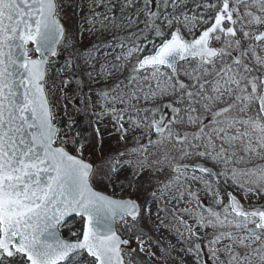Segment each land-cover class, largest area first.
I'll list each match as a JSON object with an SVG mask.
<instances>
[{"label":"snow or ice","instance_id":"1","mask_svg":"<svg viewBox=\"0 0 264 264\" xmlns=\"http://www.w3.org/2000/svg\"><path fill=\"white\" fill-rule=\"evenodd\" d=\"M187 2L143 0L135 18L129 15L116 24L111 17L116 27L134 28L142 12L144 30L161 41L151 42V52L136 59L128 77L137 85L131 95L139 99L137 93H143L145 100L176 96L135 111L151 112L149 126L161 137L156 143H163L166 133L169 141L183 146L182 157L195 154L240 164L244 157L229 150L237 142L244 152L264 157V0H199L192 14L187 8L179 14L168 11ZM135 3L124 0L121 11ZM61 10L62 0H0V264H124L121 245L128 241L117 234L115 223L126 217L135 222L139 204L96 189L98 177L106 175L112 183L118 169L111 159L97 165L84 157L83 144L74 154L56 143L60 129L53 123L45 84L51 58L67 39ZM161 17L163 23H158ZM174 23H182L192 38L180 27L164 30ZM130 35L138 39L135 32ZM143 51L133 40L127 54L117 59L127 63ZM225 95L230 102L213 111L212 105ZM161 107L171 110L170 118ZM208 117L210 124L205 123ZM185 122L196 130L183 135L173 131ZM189 167L214 174L200 163H176L175 179ZM231 172L239 187L244 188L240 175L255 186L244 189L245 198L252 192L264 194V166L232 167ZM206 186L211 189L210 182ZM227 196L223 214L207 207V222L202 214L198 219L201 227L227 229L216 231L209 242L228 241L209 248L213 264H253V256L264 264V205L246 208L232 193ZM215 203H223L219 195ZM73 217L79 218V231H72ZM65 227L72 239L62 236ZM195 248L199 256L200 244ZM219 252L227 254L226 261L219 260Z\"/></svg>","mask_w":264,"mask_h":264},{"label":"rangeland","instance_id":"2","mask_svg":"<svg viewBox=\"0 0 264 264\" xmlns=\"http://www.w3.org/2000/svg\"><path fill=\"white\" fill-rule=\"evenodd\" d=\"M117 0H62L61 17L68 23L69 42L78 47H85L91 41L108 37L112 39L109 43L99 48H86L79 55V69L81 70V80L84 92H80L69 78L71 51L68 43L64 42L59 48V55L65 58L64 62L54 70L50 67L57 59H52L46 80L47 97L51 104L54 117V124L59 125L57 116L59 113L66 120H71L77 109L85 103L91 116V125L96 134V140H77L67 127L60 128L57 144L65 147L79 148L84 145L83 155L86 159L99 165L101 161L111 159L118 171L112 176V183L104 177H98L94 181L96 189L105 192L116 198H131L140 204V213L136 221L129 218L119 223V232L130 234L137 223V228L145 235H122L128 237L136 243L138 249L154 264H213V258L209 252L210 247H222L228 243L227 240L210 244L213 234L216 231H224L226 228L214 229L212 227H201L198 223L199 216L208 219L207 207H212L223 214V205L228 203L227 193L235 195L246 208L256 205H264V194L257 192L248 193L245 198V187L250 185L248 176L237 177L239 183L244 184V188L233 183L232 167L247 169V164L253 158L264 157L252 152H244L237 142L230 147L231 151H236L237 155L243 156L244 161L240 164L229 162L225 164L221 161H214L210 157H199L195 154L188 157L181 156L182 145L169 141L166 138L163 143H156L161 137L153 133L150 127L152 113L143 111L137 112L135 109L154 108L169 101L175 100L176 96L157 97L155 100L143 99V93H137L140 97L131 95L136 84L129 82L131 69L136 59L142 58L151 52L152 43L146 39L140 42L131 36L135 32L140 34V23L134 28L116 27L111 17H115L116 24L123 23L124 18L117 19L109 11L113 3ZM199 0H188L187 3L179 4L175 9L170 6L171 12L179 14L186 8L189 14L198 11L195 4ZM107 4L108 7L103 5ZM252 11L256 12L255 8ZM243 12V8H241ZM257 14H259L257 12ZM136 13L133 16L135 18ZM108 16V20L103 17ZM142 21L141 18H139ZM180 27L182 34L188 39L187 28L181 24H173L167 31ZM188 27H192L191 24ZM256 27V26H253ZM202 28L195 29L198 33ZM133 40L145 51L131 58L127 63L123 57L128 49L133 46ZM123 44V47H121ZM216 46H219L218 44ZM183 63V62H182ZM191 70L190 68L188 69ZM212 77H207L211 79ZM181 79L188 82L181 73ZM67 81V83H65ZM123 101V102H121ZM230 98L225 95L220 101L212 105L215 111L219 107H224ZM180 106V105H177ZM161 112L166 113L170 118V109L161 107ZM122 117V118H120ZM147 117V119L145 118ZM160 117L157 113L156 119ZM210 124V117L205 120ZM137 124L139 126H137ZM123 125V129H121ZM196 125L185 122L183 125L173 128V131L180 132L181 135L187 132L191 134L196 130ZM255 143V137L252 138ZM149 140L153 143H149ZM219 145L220 141H216ZM225 147H229L225 145ZM207 150L201 147L200 151ZM76 151V150H75ZM167 156V159H165ZM130 161L131 163H125ZM142 162V163H141ZM176 163L182 164H204L211 167L218 173L217 180L210 176L202 175L192 170H180V179L176 180L178 174L174 170ZM245 164V166H244ZM107 174L108 166L104 167ZM195 177V178H193ZM206 182L211 183V189L206 186ZM252 185V184H251ZM254 186V185H253ZM255 187V186H254ZM189 191L196 193V196L189 195ZM183 193V195H181ZM219 195L222 204H216V196ZM199 199H198V198ZM77 219L69 221L71 225ZM200 244L199 256L195 246ZM253 244L252 247H256ZM235 247V246H234ZM239 250V249H238ZM129 252L123 255L126 264H129ZM220 261L227 260V254L217 253ZM253 264H259V257L253 256Z\"/></svg>","mask_w":264,"mask_h":264},{"label":"trees","instance_id":"3","mask_svg":"<svg viewBox=\"0 0 264 264\" xmlns=\"http://www.w3.org/2000/svg\"><path fill=\"white\" fill-rule=\"evenodd\" d=\"M124 0H117L116 2H114L112 5V9H111V13L113 15H115L117 17V19H121L122 17H126L129 15H133L134 13H137L138 9H142L143 8V0H136V3L132 6H128V7H124L123 11H121V5L123 4ZM169 12H171L170 7L168 9ZM139 18L142 19V21L145 19V16L143 15V13L141 12L139 15ZM140 23L139 28L141 29L140 34H138V39H136V41L140 42L142 39H146L149 42H155V44H159L161 41L159 38H157L155 36V33L152 31H145L144 28V24ZM62 23L64 24L65 28H66V33H67V39L64 41L66 43H68L69 49L71 51V56L69 58L70 60V71H69V78L72 80V82L74 83L75 87L80 91V92H84V87L82 85V80H81V70L79 69V55L80 53L85 50L86 48L92 47V48H99L102 45L109 43L110 41H112V39L108 38V37H102V38H98L95 39L93 41H91L87 46L85 47H78L75 44H71L69 42V29H68V23L66 22V20L62 19ZM158 23H163V17H161V20L158 21ZM166 32V28L164 29ZM187 38V37H186ZM65 58H63L62 56H58L57 59L55 60L56 62L51 65L50 67L52 68L53 72L55 69H57L63 62H64ZM48 78L50 77V74L47 76ZM58 120H59V125L58 127L60 128H64L67 127V129L69 130V132L73 135H75V138L77 140L81 139L84 141H95L96 140V134L93 131L92 125H91V116L89 114L87 105L85 103H83L76 111L74 117L71 120H66L62 117V114L59 113V116H57ZM67 150H69L70 152L75 154V147H70L67 146L66 147ZM135 227L133 229V232L130 234L127 233H121L123 235H131V236H136V235H145L143 232H141L138 228H137V223H134ZM81 225L79 222V219H77L75 221V223L72 225V231H79ZM118 228L120 230V225L118 224ZM61 233L63 235V237L72 239L73 237H71L68 228H62L61 229ZM125 256V255H124ZM90 259V258H89ZM128 260L130 261L129 264H154L152 263L143 253L140 252V250L138 249V246L136 245V243H134V248L131 252H129V258Z\"/></svg>","mask_w":264,"mask_h":264},{"label":"water","instance_id":"4","mask_svg":"<svg viewBox=\"0 0 264 264\" xmlns=\"http://www.w3.org/2000/svg\"><path fill=\"white\" fill-rule=\"evenodd\" d=\"M174 30H175V28H174ZM60 48V47H59ZM57 57V56H56ZM56 57H52L51 58V60L52 59H55ZM182 63V62H181ZM46 80H47V75H46ZM45 90H46V84H45ZM46 93H47V91H46ZM48 98V97H47ZM49 101V100H48ZM49 104H50V102H49ZM50 106H51V104H50ZM51 111H52V108H51ZM160 118V117H159ZM158 118V119H159ZM53 123H54V119H53ZM57 126V125H56ZM58 127V126H57ZM59 128V127H58ZM153 133L154 134H156L155 133V129L153 128ZM59 145V144H58ZM66 148V147H65ZM67 149V148H66ZM189 165H191V164H189ZM204 165V164H203ZM206 167H209V166H207V165H205ZM209 168H211V167H209ZM212 169V168H211ZM180 170H182V169H180ZM187 170H192V168L191 167H189ZM213 170V169H212ZM193 171V170H192ZM196 172H198V173H200L199 171H196ZM213 175H209V174H206V173H200V174H202V175H206V176H210L214 181H216L217 180V175H215L216 173H215V171L213 170ZM98 190V189H97ZM100 191V190H99ZM105 193V192H104ZM105 194H107V193H105ZM109 195V194H108ZM116 198V197H115ZM227 198H228V196H227ZM125 199H127V198H125ZM136 201V200H135ZM138 203V202H137ZM139 204V203H138ZM139 206H140V204H139ZM140 213V212H139ZM139 216V215H138ZM127 218H129L130 220H131V218L130 217H127ZM73 219H79L78 217H73L72 219H70L69 221H71V220H73ZM132 221V220H131ZM121 221L120 220H117L116 221V223H115V228H116V231H117V234L123 239V240H127L128 241V243H126V244H122L121 245V248H122V255L124 254V252L125 251H132L133 250V248H134V243H133V241L131 240V239H129L128 237H126V236H123L120 232H119V230H118V224L120 223ZM62 234V233H61ZM63 236V235H62ZM65 239H69V238H66V237H64ZM123 258H124V255H123ZM124 264H126V262H125V259H124Z\"/></svg>","mask_w":264,"mask_h":264},{"label":"bare ground","instance_id":"5","mask_svg":"<svg viewBox=\"0 0 264 264\" xmlns=\"http://www.w3.org/2000/svg\"><path fill=\"white\" fill-rule=\"evenodd\" d=\"M244 166H245V164H244ZM258 166H264V160L262 159V161H261V158L259 157V158H253V160H252V162L251 163H248L247 164V169L248 168H257ZM248 187H254L253 185H246V187L245 188H248Z\"/></svg>","mask_w":264,"mask_h":264}]
</instances>
